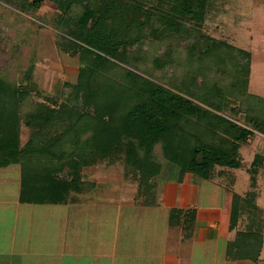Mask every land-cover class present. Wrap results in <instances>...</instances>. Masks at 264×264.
I'll use <instances>...</instances> for the list:
<instances>
[{
  "label": "trees",
  "instance_id": "obj_1",
  "mask_svg": "<svg viewBox=\"0 0 264 264\" xmlns=\"http://www.w3.org/2000/svg\"><path fill=\"white\" fill-rule=\"evenodd\" d=\"M43 1L17 0V8L38 9ZM49 1L60 11L59 46L78 54L81 64L77 81L65 83L59 105L35 108L28 87L17 83V66L0 68V169L20 165L22 202L67 203L73 192L95 190L83 168L96 158L123 154L147 206L155 204L164 178L182 183L190 174L199 185L213 179L216 167L226 171L244 164L241 147L256 131L264 134V115L255 111L260 106L252 108L241 124L224 112H241L238 102L262 105L264 97L248 87L251 52L203 32L218 0ZM147 36H164L175 49L195 37L181 58L188 70L169 81L157 79L150 67L162 70L168 62L150 57ZM31 69L21 78H29ZM21 120L34 129L24 145ZM263 162L264 154L257 153L248 168L252 186ZM255 196L233 194L231 231L244 203ZM194 215L195 209L173 207L170 224ZM262 246V231L236 230L227 258L257 261Z\"/></svg>",
  "mask_w": 264,
  "mask_h": 264
},
{
  "label": "rangeland",
  "instance_id": "obj_2",
  "mask_svg": "<svg viewBox=\"0 0 264 264\" xmlns=\"http://www.w3.org/2000/svg\"><path fill=\"white\" fill-rule=\"evenodd\" d=\"M15 1L12 4L10 0H0V68L17 66V83L26 85L30 90L29 101L33 108L41 104L57 106L62 100L65 83L77 81L81 64L79 55L66 52L59 46L58 38L63 31L57 27L60 11L55 3L45 0L38 9L24 11L17 8ZM203 32L251 52L248 87L250 92L264 97V0H218L205 20ZM157 38L146 37V50L150 57L154 54L168 62L162 70L150 67L157 79L163 77L168 80L172 74H182L183 70H188L181 58L186 51L188 53V45L195 42V37L187 36L179 41V49L167 44L164 36ZM174 51H177V57ZM30 67V77L22 79ZM186 76L185 72L183 77ZM164 84L169 86L167 82ZM249 103H237L241 112L224 113L241 124H246V114L254 113L252 108L260 106L255 111L264 115V104L254 100ZM20 129L21 144L24 145L34 129L23 120ZM241 153L244 164L240 168H225L227 170L222 171L216 167L213 179L204 180L199 185L192 181L190 174L185 177L186 185H181L184 182L166 181L167 178L160 180L156 202L151 206L145 205L143 197L139 195L136 177L126 172L123 154L96 158L94 163L83 168L84 178L96 182L95 190L73 193V201L67 205L29 204L28 208L49 209L54 214L59 211V217L65 220L69 214L70 228L74 231L81 228L77 238L70 233L68 239L87 244L95 248V252L101 250L104 253L108 247L111 250L117 241L116 230H122L124 247L130 248L131 242L133 245L126 252L127 255L122 256L118 251L119 256L113 257L122 258L123 263L111 264H174L180 260L183 264L192 260L193 264H212L207 258L221 260L225 254L227 234L218 237L209 234L211 237L203 241L189 237L194 231L192 228L170 224V209L174 206L189 210L195 207L199 215L197 225L207 227L212 221H217L226 232L227 222L223 216L230 211L229 202L233 194L239 193L245 197L247 193L255 191V200L248 198L250 200L244 203L239 229L264 233V162L260 165L255 186L251 185L248 170L255 155L264 154V134L256 131L241 147ZM16 178H19L18 181ZM20 181V165L13 164L6 170H0V193L6 189L10 194L9 199H17ZM165 189L168 190L164 200L162 194ZM183 193L185 197L179 201ZM0 219L8 218L0 216ZM185 225L189 226L188 223ZM9 231L8 226L0 225V235L5 237ZM139 235L141 239L138 242L133 240ZM111 258L108 254L107 263L112 262ZM261 258L264 259V249Z\"/></svg>",
  "mask_w": 264,
  "mask_h": 264
},
{
  "label": "crops",
  "instance_id": "obj_3",
  "mask_svg": "<svg viewBox=\"0 0 264 264\" xmlns=\"http://www.w3.org/2000/svg\"><path fill=\"white\" fill-rule=\"evenodd\" d=\"M17 165V164H16ZM9 166V165H8ZM8 166L2 167L0 170L8 169ZM21 170V168H20ZM17 179V178H16ZM19 179V178H18ZM18 179L16 181H18ZM184 182V181H183ZM188 182H184L181 185H186ZM8 186V185H7ZM21 189V181H20ZM20 189L17 190V199H9L6 189H3L4 193H0V225H5L10 228L9 234L5 237L0 235V264H109L107 263L108 254L112 256L111 263H123L122 258H116L119 256V252L122 256L127 255L128 251L131 250L133 242L129 244V247H124V237L121 236L122 230L117 229V241L115 246L110 249H105L104 253L100 250L95 252V248L87 245L77 243L78 241H73L68 239L71 235L78 237V232L70 228L69 214H67V220L60 218L58 213L49 212V209H35L34 207L28 208L29 204H35L30 202H22L20 200ZM168 190V189H167ZM166 189L164 190L162 197L165 200ZM74 193V192H73ZM79 194V193H77ZM185 193L179 197V201H182L185 197ZM80 200V199H79ZM73 201V197L67 203H44L45 205H57V204H68ZM81 201V200H80ZM231 203L232 197L229 202L230 211L223 216V219L227 222V231H223L221 224L217 221H212L209 226H199L198 221V209H195V215L193 220H190L188 216H183L181 218L182 223L179 224L184 227H190L194 231L189 237L199 238V241L205 240L207 237L212 235L215 237L227 234V242L225 245V254L221 260H216L215 258H207L211 260L212 264H264V259L261 258L264 249V233L263 234V246L257 261L250 259H237L232 260L227 258V245L229 241L234 239L236 230L239 229L240 219L237 224L236 230H230V214H231ZM35 204L34 206L44 205ZM171 207V206H170ZM175 207V206H174ZM173 207H171L172 209ZM184 208V207H178ZM170 209V213H171ZM185 209V208H184ZM65 213V212H64ZM228 214V215H227ZM69 219V220H68ZM170 222V216H169ZM219 222V221H218ZM186 223L189 226L185 225ZM177 226V225H176ZM119 228H122L120 226ZM64 230V231H63ZM63 231L58 236L55 233ZM71 233V235H70ZM211 234V236H209ZM9 235V236H8ZM226 237V236H225ZM141 236L135 237L133 240H140ZM86 240V239H81ZM134 241V242H135ZM138 242V241H137ZM128 248V250H126ZM94 250L93 252H91ZM108 250V252H107ZM125 252V253H124ZM78 255V256H77ZM121 257V256H120ZM193 261V260H192ZM187 262L188 264H193V262ZM184 262L180 260L174 264H183Z\"/></svg>",
  "mask_w": 264,
  "mask_h": 264
}]
</instances>
